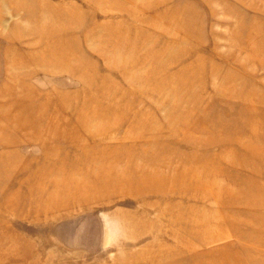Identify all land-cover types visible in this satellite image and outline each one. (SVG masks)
Returning a JSON list of instances; mask_svg holds the SVG:
<instances>
[{
	"label": "rangeland",
	"instance_id": "1",
	"mask_svg": "<svg viewBox=\"0 0 264 264\" xmlns=\"http://www.w3.org/2000/svg\"><path fill=\"white\" fill-rule=\"evenodd\" d=\"M0 264H264V0H0Z\"/></svg>",
	"mask_w": 264,
	"mask_h": 264
}]
</instances>
